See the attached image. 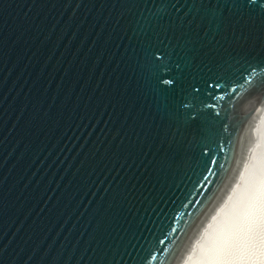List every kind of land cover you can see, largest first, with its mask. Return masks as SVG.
Instances as JSON below:
<instances>
[{
	"label": "water",
	"instance_id": "1",
	"mask_svg": "<svg viewBox=\"0 0 264 264\" xmlns=\"http://www.w3.org/2000/svg\"><path fill=\"white\" fill-rule=\"evenodd\" d=\"M263 142L264 0H0V264H183Z\"/></svg>",
	"mask_w": 264,
	"mask_h": 264
},
{
	"label": "bare ground",
	"instance_id": "2",
	"mask_svg": "<svg viewBox=\"0 0 264 264\" xmlns=\"http://www.w3.org/2000/svg\"><path fill=\"white\" fill-rule=\"evenodd\" d=\"M233 190V188H232ZM183 264H264V142Z\"/></svg>",
	"mask_w": 264,
	"mask_h": 264
}]
</instances>
